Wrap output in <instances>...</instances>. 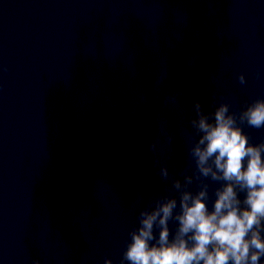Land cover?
I'll list each match as a JSON object with an SVG mask.
<instances>
[{"label": "clouds", "instance_id": "obj_1", "mask_svg": "<svg viewBox=\"0 0 264 264\" xmlns=\"http://www.w3.org/2000/svg\"><path fill=\"white\" fill-rule=\"evenodd\" d=\"M238 79L245 83L243 74ZM194 110L195 143L188 151L195 170L188 175L185 168L183 181L172 179L175 195L160 196L139 211L120 264H261L264 258V142L251 144L241 127L264 128V99L248 104L238 117L228 103L206 114L197 101ZM159 175L168 180V167L160 166ZM207 180L219 184L211 210ZM105 264L113 262L106 258Z\"/></svg>", "mask_w": 264, "mask_h": 264}]
</instances>
